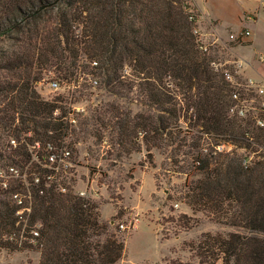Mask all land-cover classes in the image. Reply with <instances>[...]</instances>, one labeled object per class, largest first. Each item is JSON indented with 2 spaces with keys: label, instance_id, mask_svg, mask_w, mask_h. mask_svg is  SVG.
Listing matches in <instances>:
<instances>
[{
  "label": "trees",
  "instance_id": "16d2710c",
  "mask_svg": "<svg viewBox=\"0 0 264 264\" xmlns=\"http://www.w3.org/2000/svg\"><path fill=\"white\" fill-rule=\"evenodd\" d=\"M198 14L184 0H0V37L17 33L18 47L0 57V70L10 74L0 77V162L23 168L7 187L0 179V249L38 251L39 264H114L124 252L95 202L55 183L45 186L46 170L31 168L23 179L27 144L60 147L69 128L66 108L39 95L37 78L49 65L71 77L83 56L82 68L99 75L109 91L137 89L147 106L133 114L119 103L96 109L91 133L100 138L108 129L123 150L144 144L150 159L152 148L171 146L178 171L192 167L186 203L237 228L203 233L195 247L201 262L264 264V237L257 235L264 232V128L230 116L231 88L193 32ZM93 61L97 70L90 69ZM57 108L62 115L54 116ZM87 126L84 120L80 132L90 133ZM199 133L213 145L223 140L261 152L245 166L235 152H203Z\"/></svg>",
  "mask_w": 264,
  "mask_h": 264
},
{
  "label": "rangeland",
  "instance_id": "374dc122",
  "mask_svg": "<svg viewBox=\"0 0 264 264\" xmlns=\"http://www.w3.org/2000/svg\"><path fill=\"white\" fill-rule=\"evenodd\" d=\"M198 1L207 12L221 18L225 26L217 29L218 21L200 17L199 10L196 26L204 33L205 42L210 44V51L206 52L210 59L226 63L225 67L232 70L234 64L227 61L243 57L246 61L243 60L241 69L238 68L242 78H257L253 77L256 72L263 74L264 62L258 60V54H264V0ZM184 2L191 8L196 5L195 0ZM233 8L238 15L234 13ZM248 13L252 15L251 20L244 19V15ZM246 28L251 31L248 38L236 40L229 37V34L239 33ZM25 29V32H28L26 27ZM13 33L16 36L17 33ZM14 36L0 37V57L5 52L10 53L18 48ZM24 37L28 38V35L20 33V38ZM251 58L252 65L249 66L247 60ZM83 63L87 61L82 56L80 64ZM81 65L75 68V73L68 78H63L64 74H59L49 65L42 76L37 78L35 90L44 99L63 105L66 108L64 117L75 118V122H69L68 135L63 138L61 145L71 151V159L75 164L61 177L73 193L77 194L83 190L82 197L96 203L99 219L107 224L108 232L115 233L124 241V252L114 264H209L201 262L195 251L202 234L211 232L225 235L229 231H238L237 228L215 221L204 211H193L186 203L187 187L184 185L186 175L192 167H184V170L179 172L180 167H176L172 162L170 151L173 152L174 149L171 146L164 144L161 148H152L150 159L144 144L139 149L123 150L112 142L108 129L101 130L100 138L91 133V117L96 109L109 103H119L127 106L133 114L147 110V106L142 104L137 89L118 95L102 84L99 75L89 72V69H83ZM90 65V69L97 70L93 68L97 65L94 61ZM57 74L61 80L67 81L65 89L55 90L50 86L51 79ZM8 75L10 74L0 70V77L3 79ZM94 80H97V84L93 83ZM74 106L78 110H72ZM55 111L57 114L54 113V116L62 115L58 108ZM69 111L74 114L70 115ZM84 120L88 121L87 130L90 133L80 132ZM1 134L2 132L0 136ZM199 134L203 152L212 151L214 148L230 155L235 152L242 157L252 154L256 157L257 153L261 152L260 148L254 153L250 149L223 140L213 145L215 141L212 137ZM188 140L191 141V138ZM32 145L36 143L27 144L30 159L26 163L22 162L25 163L22 166L25 173L23 179L31 168L38 171L44 167V147ZM182 158L183 156H179V159ZM179 164L184 163L180 161ZM10 166L12 165H6L2 161L0 171L6 173ZM18 169L21 171L23 168L20 166ZM195 177H198L197 174L189 175V180ZM240 232L244 230L240 229ZM257 235L264 237V232ZM39 256V252L35 250L12 251L3 248L0 249V264H39ZM213 264H223L222 259Z\"/></svg>",
  "mask_w": 264,
  "mask_h": 264
},
{
  "label": "built area",
  "instance_id": "2783aa9c",
  "mask_svg": "<svg viewBox=\"0 0 264 264\" xmlns=\"http://www.w3.org/2000/svg\"><path fill=\"white\" fill-rule=\"evenodd\" d=\"M190 18L194 20V14L192 10ZM244 19L251 20L252 15L251 13H248L244 15ZM197 19L195 20V27L193 29V32L197 36V42L199 43V47L203 52H209L210 51V44L205 42L204 39V33L200 31V28L196 26ZM251 35V31L249 28L243 29L239 31V33H231L229 34V37L232 39H244L248 38ZM216 42V41H213ZM258 60L261 62H264V54L260 53L258 54ZM232 62L233 69L235 66V69L229 70L227 67H225L226 63H220L215 60H212L210 65L215 71H219L223 74L224 80L227 82L229 87L231 88L230 91V99H231V106L229 108V114L234 115L236 117L240 118H251L254 120L255 125L264 128V74L260 75L257 78H251V77H245L242 78L240 76V70L242 67V59L227 61ZM94 64H97L96 61H94ZM63 82V83H62ZM94 84H97V80L93 81ZM67 81L61 80L60 77L55 76L50 81V86L53 89H65L67 86ZM78 108L73 107L72 110H75ZM57 114V111L54 112ZM70 115L74 114L73 112H70ZM66 118L68 122H75V118L69 116L64 117ZM65 120V119H64ZM32 146H41L38 142H36V145ZM44 158L42 165L44 167L43 170H46V174H44L45 179V186H49L53 183H55L56 188L61 192H68L71 190L70 187L64 182L63 178L61 177L63 174H67V172L74 166V162L71 159V151L68 149H65L64 147H58L57 145L53 143H47V145L44 146ZM42 156V155H41ZM254 154L252 155H245L243 157V164L245 166H248L251 164V161L253 159ZM43 157V156H42ZM39 166V165H38ZM41 167V166H40ZM8 174L3 173L0 171V179L1 184L3 187H7V179L9 177L14 176H22L20 175L19 169H17L15 166H10L8 168ZM25 174H23V177ZM35 182H38L40 179L38 176L35 177ZM72 191V190H71ZM76 194V193H75ZM80 196H83L84 191L80 190L79 193H77ZM14 197L17 200L18 203H21V199L19 195L16 193L14 194Z\"/></svg>",
  "mask_w": 264,
  "mask_h": 264
},
{
  "label": "crops",
  "instance_id": "0c3cea01",
  "mask_svg": "<svg viewBox=\"0 0 264 264\" xmlns=\"http://www.w3.org/2000/svg\"><path fill=\"white\" fill-rule=\"evenodd\" d=\"M195 4H196V6L198 7V9L200 10V13H201V15H200V17H202V18H208L209 20H217L218 22H217V26H216V28L217 29H221V28H225V26L222 24V20H221V18H219L218 16H216V15H214V14H211V13H209V12H207V10L206 9H203L202 7H201V5H200V2L198 1V0H195ZM233 11H234V13L235 14H237V11H236V9L235 8H233ZM245 13V12H244ZM243 13V14H244ZM242 14V15H243ZM238 15V14H237ZM241 15V16H242ZM253 58V57H252ZM252 58L251 59H248L247 60V62L249 63V66L250 65H252ZM239 59H242V60H245L246 61V59L245 58H239ZM264 74V73H263ZM263 74H261V75H263ZM257 75V76H256ZM253 76V75H252ZM258 76H260V73L259 72H256L255 73V76H253V77H258Z\"/></svg>",
  "mask_w": 264,
  "mask_h": 264
}]
</instances>
